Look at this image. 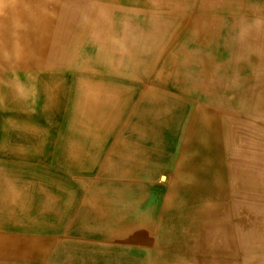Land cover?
Returning a JSON list of instances; mask_svg holds the SVG:
<instances>
[{
  "label": "rangeland",
  "instance_id": "1",
  "mask_svg": "<svg viewBox=\"0 0 264 264\" xmlns=\"http://www.w3.org/2000/svg\"><path fill=\"white\" fill-rule=\"evenodd\" d=\"M173 3L174 0L165 3V10L159 6L150 9L159 8L164 14L169 15L175 7ZM237 4L239 6L235 8ZM263 4L264 0H234L223 5L226 12L235 10L233 18L227 13L222 20L221 28L227 35L213 37L205 43L194 41L183 43L181 46L183 50L195 47L200 52L187 56L188 61L185 59V53L179 55L178 59L171 62L176 65L171 69L164 66L166 76L160 81L162 85L157 79L154 80L153 76L149 79L139 76L137 84L124 83L131 74L123 65H128V62L135 57L137 45L144 47L148 44L149 51L158 45L155 42L158 37H155L153 16L144 18L139 12L132 13V17L142 18L136 30L147 32L146 37H138V39L143 38L140 42L137 36H134L133 27H129L131 30L126 27L121 28L123 13L120 11L111 10L110 14H113L114 20H110L108 25L99 21L101 17L97 19V12L94 11L87 25L80 23L74 27L81 36L73 41L71 46H67L70 51L74 49L71 57L69 55L57 59L58 71L65 72L72 69L82 71L88 67L90 60L97 63L100 72L96 76L99 77L102 73L101 76L111 83L107 85H114L122 103L120 109L124 111L123 117L113 124L104 119L103 114L107 108L103 103L109 102L106 88L110 87L105 85L104 88H79L75 82L63 83L57 88L53 115L47 117L36 115L35 118L24 123L25 130L22 123L18 126L19 129L11 128L0 115V144H8L12 152L17 151L13 153L15 156L11 155V158L9 156L7 161L4 159L5 163L1 164L6 166H1L3 168L0 169L1 216L6 217L9 214L8 201L13 199L15 202L11 207L14 210L10 209V212L18 217L31 215L39 219L53 217L56 215L53 213V207L56 205L57 208L58 244L51 258L48 257L44 264H176L168 261L169 247L173 243L169 239L172 238L170 235L175 233H171L170 230L172 228L174 231L173 224L170 226L167 222L161 188L171 180L170 167H162L160 174L156 172L157 174L155 173L148 180H143L141 189L144 195L136 196L137 198L134 199L140 215L135 217L131 225L123 229L113 226L108 232L100 229L92 233L85 232L88 224L92 223V217L95 216L94 209L101 205V202H97L99 201L97 196L104 195L110 202H114L115 208L117 200L119 203V199H116L118 197L116 183L112 179L107 180V176H112L115 170L114 155L118 154V141L122 137L127 140L125 152L129 149L128 142L136 141L146 145L149 153H152L155 149L153 146L157 144L161 145V150H165L163 152L171 151L172 147L175 148L172 152H176L177 139L183 136L189 110L195 104H203L212 109L229 107L240 113L239 118L245 116V143L260 146L259 158L264 161V109L262 107L257 110L261 116L256 115L258 121H255L252 107L247 106L248 109L245 106L246 103H252L257 98H264L257 93L258 88H261L260 85L264 83V58L252 41L227 37L229 34H240L246 26L258 27L259 23L262 24L261 21L252 22V16L247 20L244 9L246 6L252 10L260 9V5ZM166 24L167 30L170 31L178 24V20L174 18ZM84 32L87 34L85 35ZM89 54L91 56L88 57ZM201 57L205 58L203 62L200 61ZM163 64L164 61L159 60L156 67L159 68L160 65L163 67ZM154 73L156 75V71ZM145 80L152 88H144ZM159 84L160 86H157ZM117 86L119 88H116ZM27 94L29 99H33L32 107L39 109L40 101L42 105V96L33 93V90L28 91ZM82 106H87L88 110L92 107L95 115L81 117L80 111L76 110H80ZM152 106H167L168 109L173 107V115L167 116L169 113L166 114L165 111L170 110L158 107L156 111H152L154 116L157 114L156 118L149 111L146 112V109ZM148 113L151 116H147ZM143 123L148 130L144 132L133 130V125H143ZM119 128L124 130L119 133ZM246 149L248 154L245 153V157L254 153L252 148ZM33 151L38 154L34 155ZM16 161L21 164H17ZM18 167L24 170L7 180L5 175L9 169L13 171ZM43 168H50L51 174L44 172V175L50 174L52 181L57 176L58 197L56 202L52 200V204L35 193L38 189L41 190L39 177L41 178ZM245 168L253 172H264V166L261 168L245 166ZM162 174L166 177L165 180L160 178ZM30 175L35 177L32 190L35 194L17 195L16 190H21L23 187L31 191V186H21L23 182V185L29 183L25 181V177ZM128 201L130 202L129 199ZM246 201L245 199L246 224L243 231L249 233L254 229V219L249 217L252 215L251 207L264 208V199L250 203ZM260 214L264 221V214ZM182 227L186 230L190 226L184 224ZM261 229H256L257 236ZM183 243H186V250L181 248L174 250L175 245L173 246L175 258L180 262L184 261L185 264H192L190 250L195 244L194 237L188 236ZM210 246L207 241L206 247ZM161 254L165 260L155 261ZM234 258H236L235 264H245L243 255Z\"/></svg>",
  "mask_w": 264,
  "mask_h": 264
},
{
  "label": "bare ground",
  "instance_id": "2",
  "mask_svg": "<svg viewBox=\"0 0 264 264\" xmlns=\"http://www.w3.org/2000/svg\"><path fill=\"white\" fill-rule=\"evenodd\" d=\"M168 1L171 0H0V115L6 120L3 121L11 128L19 129L21 123L24 128V123L36 115H53L56 90L67 82H75L79 88L110 87H105L109 102L103 103L107 108L103 114L104 119L113 124L123 117L124 111L120 109L122 103L114 85H107L111 83L101 76L102 73L96 76L100 72L97 63L89 61V77L81 75L88 67L79 71V75H76L78 77H67L60 75L63 72L58 71L56 66L57 59L69 55L71 57L73 54L74 49L70 51L67 46H71L81 36L74 27L80 23L87 25L89 12L94 8L100 11L101 19H108L111 10L118 12L130 7L138 10L144 18L153 16L155 37H158L155 42L158 45L152 47L151 51L147 48L148 44L144 47L137 45L135 57L128 65H123L131 74L124 80L127 85L137 84L139 76L145 79L153 76L160 83L162 77L166 76L164 66L169 69L176 67L171 62L183 53L186 54L185 59L191 54H199L200 50L195 47L183 50V43H205L213 37L227 35L221 28L222 20L227 13L233 18L235 10L226 12L223 5L234 0H174L175 7L169 15L161 11L165 10ZM157 6L161 9H150ZM244 10L247 20L252 16V22L261 21L262 24L259 23L258 27L246 26L240 34H229L227 37L252 41L264 58V4L260 5V9L252 10L246 6ZM174 18H177L178 24L169 31L166 22ZM141 22L142 18L137 19V26ZM105 24L108 25L107 20ZM135 33L137 39L147 36L146 30H136ZM140 39L143 38H139L138 42ZM204 59L201 57L200 61ZM159 60L164 61L163 67H156ZM144 82V88H152L147 84L148 81ZM260 86L257 93L264 97V83ZM29 88L42 96L39 109L32 107L33 99H29L27 94L31 92ZM245 106L252 107L255 121H258L256 115H261L257 110L262 107L264 109V98H257ZM158 107L170 110L165 113L172 117L173 107L152 106L146 112L154 116L152 111ZM76 111H80L81 117L95 115L92 107L88 110L87 106H82ZM189 111L184 134L175 145L178 149L176 152H172L175 149L173 147L171 151L163 152L165 150H161V145L157 144L149 153L146 145L138 141L128 142L129 149L125 152L127 140L125 137L119 139L118 154L114 155L115 170L112 176H107V180L112 179L116 183V199H119V203L117 200L115 208L114 202H110L104 195L97 196V202H101V205L94 209L95 216L85 232L92 233L99 229L108 232L113 226L123 229L131 225L135 217L140 215L134 199L144 195L141 189L143 180H148L156 172L160 174L162 167H170L171 180L165 187H161L167 222L170 226L173 224L174 231L172 228L170 230L175 233L170 235L172 238L169 241L173 243L169 247L168 261L185 264L175 258L173 246L174 250H186L183 241L192 236L195 240L190 250L192 264H235L234 257L241 255L245 258V264H264V221L260 214H264V208L251 207L252 215L249 217L254 219V229L249 233L243 231L246 224L245 199L249 203L264 199V172H253L245 168L264 166L258 154L260 146L245 143V116L239 118L240 113L234 108L212 109L203 104H195ZM147 116L151 115L148 113ZM154 117L157 118V114ZM145 125L135 124L132 128L144 132L148 130ZM122 130L119 128V133ZM247 147L252 148L254 153L245 157V153L248 154ZM37 154L34 152V155ZM160 178L166 179L163 174ZM184 224L190 227L184 230ZM37 227L34 223V226L30 225L26 229ZM256 229H261L258 236ZM207 241L211 244L209 248L206 247ZM47 246L53 247V241L0 236V264H7L6 258L9 256L17 257L19 263L16 264H31L32 258L39 260L43 257L45 252L42 249ZM163 257L161 254L155 261L162 262L165 260Z\"/></svg>",
  "mask_w": 264,
  "mask_h": 264
},
{
  "label": "crops",
  "instance_id": "3",
  "mask_svg": "<svg viewBox=\"0 0 264 264\" xmlns=\"http://www.w3.org/2000/svg\"><path fill=\"white\" fill-rule=\"evenodd\" d=\"M96 11L97 12V19H100L101 15H100V11L98 9H92L89 12V18L90 15ZM120 12L123 13V19L120 21L121 22V28H128L129 27H133V32H136V28H137V19L136 17H132V13H138V10H136L135 8H128V10L126 8L122 9ZM110 14V13H109ZM114 16L113 14H110V17L108 16V19H100L99 21H103L105 23V21L107 20L108 23L110 22V20H114L113 19ZM116 20V19H115ZM131 30V29H130ZM136 36V33L135 35ZM89 56V55H88ZM88 58V57H87ZM88 68H89V64H88ZM99 68V67H98ZM100 69V68H99ZM90 70V68H89ZM62 72V71H61ZM102 72V71H101ZM60 75L62 76H76L79 75V71H75V70H70V71H65L63 73H61ZM83 76H90V72L89 71H82ZM2 151V152H1ZM4 151V152H3ZM0 169L3 167H6L4 165V159L7 161L8 157L11 155H14L13 153L17 152L16 150L14 152H12V150L9 148L8 144H0ZM8 152L10 154H8ZM6 156V157H5ZM17 164H21L18 161H16ZM3 166V167H1ZM18 166V165H17ZM9 168V167H8ZM24 170V168H15V170L11 171L9 169V172L5 175V178L7 180H10V178H12L17 172ZM13 172V173H12ZM44 172H48L51 174L50 168H43L41 170V178L39 177L40 180V188L41 190H37V192L32 191L33 190V186L35 185V181H34V175H30L25 177V181H29V183L27 185H21V186H31V191H29V188H22L21 190H16V194L18 195L19 193H23L25 194V196H33L35 193H38L39 197L45 200H49L52 204V200L54 202H56L57 197H58V183H57V176L54 177L53 181H52V177L50 178V174L49 175H44ZM16 176V175H15ZM30 192V193H29ZM35 192V193H33ZM15 202V199L13 200H9L8 201V209H9V214L6 217L1 216L0 213V236H6V237H16V238H28V239H41V240H52L53 241V247L50 246L48 248H43V252H45V254L43 255V257L39 260L32 258V262L31 264H41V262L43 261L42 264L45 263V261L47 260V258H51L52 252L55 250L56 246H57V237L59 236L58 234V227H57V208L56 205L55 207H53V213H55L56 215L53 217H46V218H37L34 217V215L31 216H23V217H18L13 214H11L10 209H13L11 206H13V203ZM2 207V203L0 202V208ZM14 210V209H13ZM51 210V209H50ZM49 218V219H48ZM34 223H36L38 225V229H26L27 227H29L30 225L34 226ZM25 227V228H24ZM17 257H7L6 258V263L9 264L11 262V264H16L18 262V260L16 259ZM19 263V262H18Z\"/></svg>",
  "mask_w": 264,
  "mask_h": 264
}]
</instances>
